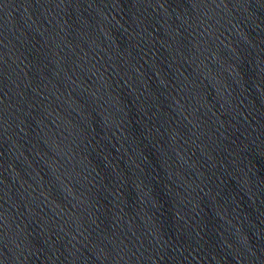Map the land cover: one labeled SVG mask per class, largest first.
Segmentation results:
<instances>
[{
  "label": "water",
  "instance_id": "1",
  "mask_svg": "<svg viewBox=\"0 0 264 264\" xmlns=\"http://www.w3.org/2000/svg\"><path fill=\"white\" fill-rule=\"evenodd\" d=\"M0 264H264V0H0Z\"/></svg>",
  "mask_w": 264,
  "mask_h": 264
}]
</instances>
